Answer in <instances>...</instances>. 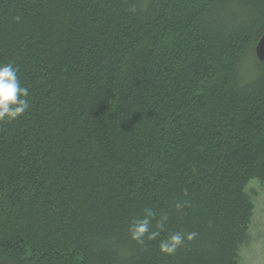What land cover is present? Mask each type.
I'll return each mask as SVG.
<instances>
[{
  "label": "trees",
  "instance_id": "trees-1",
  "mask_svg": "<svg viewBox=\"0 0 264 264\" xmlns=\"http://www.w3.org/2000/svg\"><path fill=\"white\" fill-rule=\"evenodd\" d=\"M264 0H0V264H239L264 186ZM167 216L140 244L144 209ZM195 233L174 254L170 234Z\"/></svg>",
  "mask_w": 264,
  "mask_h": 264
},
{
  "label": "clouds",
  "instance_id": "clouds-1",
  "mask_svg": "<svg viewBox=\"0 0 264 264\" xmlns=\"http://www.w3.org/2000/svg\"><path fill=\"white\" fill-rule=\"evenodd\" d=\"M29 89L21 86L17 69L11 63L0 64V120H15L24 114L30 107ZM156 213L151 208L144 209L143 218L135 219L129 227L131 238L140 244L144 243L145 235L148 239H156L160 232L164 230L167 216H162L156 222L159 231H151L152 220ZM195 233L181 232L170 234L159 243V248L167 254H174L185 239L191 240Z\"/></svg>",
  "mask_w": 264,
  "mask_h": 264
},
{
  "label": "rangeland",
  "instance_id": "rangeland-1",
  "mask_svg": "<svg viewBox=\"0 0 264 264\" xmlns=\"http://www.w3.org/2000/svg\"><path fill=\"white\" fill-rule=\"evenodd\" d=\"M256 214L251 228V238L242 249L239 264H264V186L255 185Z\"/></svg>",
  "mask_w": 264,
  "mask_h": 264
},
{
  "label": "water",
  "instance_id": "water-1",
  "mask_svg": "<svg viewBox=\"0 0 264 264\" xmlns=\"http://www.w3.org/2000/svg\"><path fill=\"white\" fill-rule=\"evenodd\" d=\"M255 54L260 61L264 62V34L255 46Z\"/></svg>",
  "mask_w": 264,
  "mask_h": 264
}]
</instances>
